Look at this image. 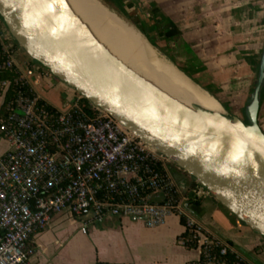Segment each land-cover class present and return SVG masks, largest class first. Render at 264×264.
Here are the masks:
<instances>
[{
	"label": "built area",
	"instance_id": "2783aa9c",
	"mask_svg": "<svg viewBox=\"0 0 264 264\" xmlns=\"http://www.w3.org/2000/svg\"><path fill=\"white\" fill-rule=\"evenodd\" d=\"M21 57L0 20V145L6 144L0 155V264H30L36 235L65 212L81 223L82 234L108 217L138 219L153 229L176 216L201 264L227 254L243 263L188 211L190 201L210 192L196 181L179 185L168 158L106 112L85 106L79 95L64 108L47 103L38 85L55 88L56 79ZM179 243L185 246L182 236Z\"/></svg>",
	"mask_w": 264,
	"mask_h": 264
},
{
	"label": "water",
	"instance_id": "95a60500",
	"mask_svg": "<svg viewBox=\"0 0 264 264\" xmlns=\"http://www.w3.org/2000/svg\"><path fill=\"white\" fill-rule=\"evenodd\" d=\"M0 20L32 61L163 154L264 239V133L258 124L264 41L242 112L223 119L193 113L138 78L57 0H0Z\"/></svg>",
	"mask_w": 264,
	"mask_h": 264
},
{
	"label": "crops",
	"instance_id": "0c3cea01",
	"mask_svg": "<svg viewBox=\"0 0 264 264\" xmlns=\"http://www.w3.org/2000/svg\"><path fill=\"white\" fill-rule=\"evenodd\" d=\"M119 1L131 2L130 10L151 27L156 41L180 52L178 63L191 67L193 71L187 69L195 82L224 109L230 114L242 112L264 41V0ZM258 124L264 133V89ZM175 181L184 187L194 182L190 176ZM188 211L242 264H264V239L212 195L190 201ZM74 223L80 230L81 223L68 213L54 216L34 238L36 252L30 264H189L200 258L198 249L179 243L184 227L176 216L153 229L138 219L108 217L89 224L79 238L69 236Z\"/></svg>",
	"mask_w": 264,
	"mask_h": 264
},
{
	"label": "bare ground",
	"instance_id": "6f19581e",
	"mask_svg": "<svg viewBox=\"0 0 264 264\" xmlns=\"http://www.w3.org/2000/svg\"><path fill=\"white\" fill-rule=\"evenodd\" d=\"M57 1L92 41L138 78L193 113L228 117L216 99L187 80L141 33L98 0Z\"/></svg>",
	"mask_w": 264,
	"mask_h": 264
},
{
	"label": "rangeland",
	"instance_id": "374dc122",
	"mask_svg": "<svg viewBox=\"0 0 264 264\" xmlns=\"http://www.w3.org/2000/svg\"><path fill=\"white\" fill-rule=\"evenodd\" d=\"M98 1L103 6H105L109 11L113 12L117 17H119L121 20H123L127 25L133 27L135 30H137L139 33H141L142 36L146 39V41L150 40V41L154 42L158 46L157 48H154V49L159 54L164 56L166 59H168L167 57H169L174 63H176L178 65V66H176L173 63V65H175L179 70L181 69L187 75H189L190 77H193V74H192L193 72L192 73L190 72V70L193 71L191 69V67L189 68L187 64L186 65H180L178 63V61L175 59V58L179 57L180 52L166 46V44H164L162 42L156 41V35L153 34L151 27L149 25H146L147 23L145 22V20H142L140 18L139 14L136 15L135 11L130 10L131 2H128L125 4L122 1L117 2L116 0H98ZM126 5L128 8H125ZM157 29L160 30L162 33L163 28L161 27V25H159ZM116 37L120 42L124 43V41L122 39H120V37H118V36H116ZM182 54L185 55L184 53H182ZM21 59L30 60L34 64L33 67H34L35 71H37L40 68L43 71H47L45 68L40 67V65H38L36 62L32 61L23 50H22ZM187 67L190 70H188ZM56 81H57V83H56ZM56 81L54 82L55 88L50 87L49 85L45 84L44 82H40L38 85L39 86L38 87V93L47 103H50L57 108H61L62 104L64 103L65 100L71 102L74 99H76V97H78V95L72 89H69L64 84H62L60 81H58L57 79H56ZM86 101H87V104L89 105L90 102L88 100H86ZM224 111L227 114V116H230V115L237 116V114H230L226 109H224ZM5 148H6V144L2 143L0 145V155L3 154ZM169 172H170V175L174 179H176L180 176H188L181 169L177 168L173 163H171L169 166ZM72 222H75V220H73ZM73 225H74V227L70 230L69 236L73 237V238L74 237L79 238V236H82L81 232L78 229V227L76 226L77 224L74 223Z\"/></svg>",
	"mask_w": 264,
	"mask_h": 264
},
{
	"label": "trees",
	"instance_id": "16d2710c",
	"mask_svg": "<svg viewBox=\"0 0 264 264\" xmlns=\"http://www.w3.org/2000/svg\"><path fill=\"white\" fill-rule=\"evenodd\" d=\"M148 39V38H147ZM154 47H156L157 48V45L154 43V42H152V41H150V40H148ZM168 58V60H170L172 63H173V61L169 58V57H167ZM181 70V69H180ZM182 71V70H181ZM183 73H185L184 71H182ZM186 74V73H185ZM187 75V74H186ZM191 80H193L194 82H195V80L192 78V77H190L189 75H187ZM196 84H198L197 82H195ZM199 85V84H198ZM204 89V88H203ZM86 102V103H85ZM82 103L85 105V106H87L88 104H87V101L85 100V99H82ZM182 238L186 241V243H185V246L184 247H186V248H195V244H193L192 242H189V235L188 234H186V233H183L182 234ZM216 255H217V252L215 253ZM216 260H217V262L218 263H227V264H235L236 263V260L234 259V257L231 255V254H227L226 256H224V257H218V256H216ZM202 263V261L201 260H198L197 262H192V263H189V264H201Z\"/></svg>",
	"mask_w": 264,
	"mask_h": 264
}]
</instances>
